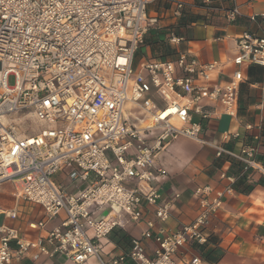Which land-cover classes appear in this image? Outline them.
<instances>
[{
	"label": "built area",
	"instance_id": "built-area-1",
	"mask_svg": "<svg viewBox=\"0 0 264 264\" xmlns=\"http://www.w3.org/2000/svg\"><path fill=\"white\" fill-rule=\"evenodd\" d=\"M158 1L0 0V185L13 183L16 198L41 206L47 219L65 215L59 227L33 241L1 226L0 264L31 252L36 259L63 255L74 264L100 259L101 242L122 225V215L139 222L144 207L153 208L156 222L166 223L171 204L154 183L167 171L157 165V157L180 137L214 149L217 158L240 163L243 174L264 177L256 147L246 145L234 153L207 139L203 127L213 116L205 101L237 117L245 81L241 69L264 67V37L244 33L237 39L233 64L238 70L225 85H212L219 63L201 64L185 52L136 67L146 35L158 24L148 13ZM184 9V1H172L175 17ZM239 16L234 7L228 20ZM180 41L170 37L172 45ZM28 120L46 128L29 134ZM230 136L224 133L223 142ZM67 167L74 182L89 183L78 194L65 193L54 181ZM221 178L229 186L214 196L210 187L195 190L200 210L192 223L155 234L150 221L128 254L101 264H181L176 256L182 248L208 244L207 226L233 193L236 179L225 173ZM106 209L108 214L98 218ZM5 215L18 218L15 210ZM43 227V222L31 225ZM143 239L157 245L152 257ZM184 264L203 260L197 256Z\"/></svg>",
	"mask_w": 264,
	"mask_h": 264
},
{
	"label": "crops",
	"instance_id": "crops-1",
	"mask_svg": "<svg viewBox=\"0 0 264 264\" xmlns=\"http://www.w3.org/2000/svg\"><path fill=\"white\" fill-rule=\"evenodd\" d=\"M173 0H162L150 5L148 13L158 18V24L146 35L135 58L138 67L143 61L172 59L177 52H185L201 64H220V70L212 77V85H225L238 70L233 64L238 55L237 39L244 33L264 37V0H182L185 9L175 17L171 6ZM237 7L240 16L228 20L229 12ZM180 38L179 45H172L170 37ZM245 81L241 86L238 115L235 118L222 113L221 106L203 102L206 110L213 113L210 120L203 122L205 137L214 144H223L228 150L239 153L243 146H254L259 151L258 159L264 164V67L250 65L243 67ZM252 126V130L247 126ZM224 133L230 134L223 142ZM151 143L153 141H150ZM167 175L154 183L161 191L164 201L171 204V216L166 223H158L151 207H144V217L134 222L129 215H122V225L101 242L100 259H90L84 264L109 263L128 254L132 241L142 239L148 231L147 223L154 222L153 233L162 228L167 232L179 231L192 223L200 210L199 199L194 195L197 188L210 187L214 196L229 186L221 178L222 173L236 181L243 175L242 165L226 156L217 158L215 150L195 141L180 137L173 141L166 151L157 157ZM69 167L58 173L54 181L69 195L78 194L89 183L74 182ZM244 185L224 198V206L207 226L210 236L205 246L189 244L182 248L176 261L184 264L194 257H201L203 264H264V177L259 173L246 174ZM135 187L134 182H128ZM15 210L18 218L13 220L5 212ZM108 210L97 214L105 217ZM65 215L47 219L44 209L36 204L16 198L15 186L11 182L0 185V227L19 230L27 240L45 237L59 227ZM44 223L43 228L32 229L31 225ZM1 240V234H0ZM148 256L156 249L153 240L143 239ZM31 252L11 264H74L59 255L49 258ZM124 264H135L127 260Z\"/></svg>",
	"mask_w": 264,
	"mask_h": 264
},
{
	"label": "rangeland",
	"instance_id": "rangeland-1",
	"mask_svg": "<svg viewBox=\"0 0 264 264\" xmlns=\"http://www.w3.org/2000/svg\"><path fill=\"white\" fill-rule=\"evenodd\" d=\"M9 84H10L11 86L14 85V78H10V79H9ZM28 125L30 126V128H29V134L37 133V132H39L40 130L46 128V127H44L43 125H41V124H39V123H35V122H33V121H30V120H28L27 126H28ZM20 126H21V129L23 130V132L28 131V129L26 130V128H27V127H26V123H21Z\"/></svg>",
	"mask_w": 264,
	"mask_h": 264
},
{
	"label": "trees",
	"instance_id": "trees-1",
	"mask_svg": "<svg viewBox=\"0 0 264 264\" xmlns=\"http://www.w3.org/2000/svg\"><path fill=\"white\" fill-rule=\"evenodd\" d=\"M184 11V10H183ZM183 13V12H182ZM264 127V122H263V125H262V128ZM264 129V128H263ZM246 174H243L242 177L240 179H238L236 181V185H237V188L239 189L240 187H242L244 185V182H245V179H246ZM210 239V237H209Z\"/></svg>",
	"mask_w": 264,
	"mask_h": 264
}]
</instances>
